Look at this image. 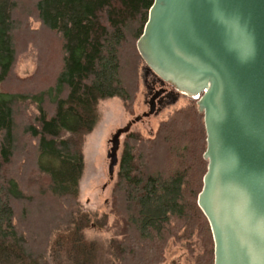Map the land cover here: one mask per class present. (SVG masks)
I'll use <instances>...</instances> for the list:
<instances>
[{
	"label": "trees",
	"instance_id": "obj_1",
	"mask_svg": "<svg viewBox=\"0 0 264 264\" xmlns=\"http://www.w3.org/2000/svg\"><path fill=\"white\" fill-rule=\"evenodd\" d=\"M153 3L0 0V264H162L170 241L193 264H215L198 204L207 132L194 98L155 136L126 134L111 196L114 236L103 244L85 234L94 222L80 202L86 138L101 101L135 103L146 66L137 43ZM43 32L55 39L47 56ZM31 43L38 70L21 77L17 61ZM106 218L96 224L108 227Z\"/></svg>",
	"mask_w": 264,
	"mask_h": 264
},
{
	"label": "water",
	"instance_id": "obj_2",
	"mask_svg": "<svg viewBox=\"0 0 264 264\" xmlns=\"http://www.w3.org/2000/svg\"><path fill=\"white\" fill-rule=\"evenodd\" d=\"M138 50L162 81L198 98L208 170L198 204L208 217L215 264H264V0H154ZM113 134L109 174L121 137Z\"/></svg>",
	"mask_w": 264,
	"mask_h": 264
},
{
	"label": "rangeland",
	"instance_id": "obj_3",
	"mask_svg": "<svg viewBox=\"0 0 264 264\" xmlns=\"http://www.w3.org/2000/svg\"><path fill=\"white\" fill-rule=\"evenodd\" d=\"M31 23L34 28L40 25L34 19L31 20ZM43 33L46 36L48 35L46 32ZM45 41L41 45V51L44 56L47 54V48H51L53 44L55 46V39L52 35L47 36ZM39 53L40 50L37 47L32 43L29 44L18 58L16 73L21 77H26L38 70ZM40 71H42V68ZM156 76L147 66H144L141 70L140 88L131 110H127L123 102L116 97L103 100L99 105L101 119L96 128L86 138L84 146L85 168L80 180V202L84 210L91 211L94 215L93 224L85 229V234L89 239L98 240L105 244L114 236V230L110 226L114 222L115 216L112 215L110 210L112 188L116 179L118 165L115 169L114 178L111 180L109 174L110 159L108 157V152L111 148L110 140L117 129L124 127L135 117L149 111L148 101L154 88L164 87L161 83L159 84ZM192 98L194 97L182 94L175 89L171 97L165 98L157 105L154 114L143 117L141 121L133 124L130 132H139L146 137L155 136L161 121L168 119L176 109L187 106ZM32 108L35 107L31 106ZM125 136L126 134L121 137V146L118 152L119 160ZM105 218L108 220V227L106 225L101 227L96 224V219L102 222ZM193 263L194 255L183 244L169 242L165 252V260L162 264Z\"/></svg>",
	"mask_w": 264,
	"mask_h": 264
},
{
	"label": "flooded vegetation",
	"instance_id": "obj_4",
	"mask_svg": "<svg viewBox=\"0 0 264 264\" xmlns=\"http://www.w3.org/2000/svg\"><path fill=\"white\" fill-rule=\"evenodd\" d=\"M156 77H157V79L159 81V84L161 83L162 85H164V87H160L159 89H155L154 88V91H153V93L151 95V98L148 101V103H149V109H150L151 100H152L153 97H155V105H156V109H157V105L159 103H161L165 98L171 97L173 91L175 90V87L173 85H171L170 83H167V82L162 81L158 76H156Z\"/></svg>",
	"mask_w": 264,
	"mask_h": 264
}]
</instances>
